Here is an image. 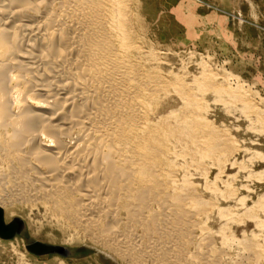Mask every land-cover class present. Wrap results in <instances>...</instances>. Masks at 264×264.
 <instances>
[{
	"label": "bare ground",
	"instance_id": "6f19581e",
	"mask_svg": "<svg viewBox=\"0 0 264 264\" xmlns=\"http://www.w3.org/2000/svg\"><path fill=\"white\" fill-rule=\"evenodd\" d=\"M134 1L0 0V202L40 204L132 264H212L224 254L203 234L213 211L254 217L210 200L232 199L228 185L205 183V199L189 180L226 154L201 113L218 75L189 79L145 55ZM239 244L257 256L253 238Z\"/></svg>",
	"mask_w": 264,
	"mask_h": 264
},
{
	"label": "rangeland",
	"instance_id": "374dc122",
	"mask_svg": "<svg viewBox=\"0 0 264 264\" xmlns=\"http://www.w3.org/2000/svg\"><path fill=\"white\" fill-rule=\"evenodd\" d=\"M232 1L238 4L232 6ZM133 4V27L145 55L153 51L165 70L187 72L189 79L202 67L206 73L218 75V89L207 82L202 90L201 113L211 127L221 132L222 137L225 136L221 148H225L226 154L223 152L220 155L222 151L218 150V154H212L213 157L199 159L202 165L198 170L188 168L189 180L206 196L205 199L212 196L205 183H215L214 187L220 191L228 185V189H234L232 199L217 200L212 196L210 200L222 208L231 206L239 214L250 208L256 218L245 216L240 217V221L236 219V223L232 220L226 223L213 211L210 218L204 220L207 229L203 234H212L209 236L213 241L211 247L214 245L215 250L224 251L222 262L219 260L212 264H264V212L256 208L258 197H264V0H226L224 10L227 11V18L222 39L212 38L215 42L210 46H173L159 42L156 25L150 20L152 13H143L150 8L142 7L139 0ZM145 17L148 19L145 20ZM215 157L218 162H214ZM45 210L40 204L30 207L0 202L5 224L14 219L19 224L22 222L19 232L5 238L0 236V264H132ZM220 224L224 225L221 227ZM224 233L226 236L231 234L230 238L236 240L229 248H225L220 239ZM250 238L259 245L260 251L256 250L258 257L255 251L250 254V251L241 248V244L238 245L239 241L241 243ZM197 239L199 241L195 237V241ZM47 247H63L67 252L61 254ZM192 247L190 251L194 250Z\"/></svg>",
	"mask_w": 264,
	"mask_h": 264
},
{
	"label": "crops",
	"instance_id": "0c3cea01",
	"mask_svg": "<svg viewBox=\"0 0 264 264\" xmlns=\"http://www.w3.org/2000/svg\"><path fill=\"white\" fill-rule=\"evenodd\" d=\"M152 13L159 42L173 46L212 45L222 39L226 0H139ZM229 4V3H227ZM238 4L235 1L231 5ZM148 18L145 17V20ZM211 39V40H209Z\"/></svg>",
	"mask_w": 264,
	"mask_h": 264
},
{
	"label": "water",
	"instance_id": "95a60500",
	"mask_svg": "<svg viewBox=\"0 0 264 264\" xmlns=\"http://www.w3.org/2000/svg\"><path fill=\"white\" fill-rule=\"evenodd\" d=\"M14 221H16V219H14L12 222L5 224L3 219H2V215H1V211H0V236L1 237H9L12 236L13 234H15L16 232H19L22 226V222L19 224L17 223V225L14 224ZM17 227H20L19 229H16ZM7 230H11L10 232ZM2 231H7L6 234H3L4 232ZM43 247V246H42ZM48 250L50 251H57L61 254H65V252H67L66 248L63 247H47Z\"/></svg>",
	"mask_w": 264,
	"mask_h": 264
}]
</instances>
